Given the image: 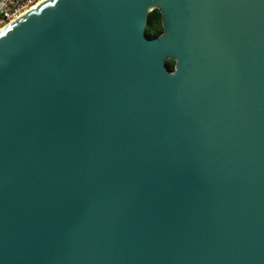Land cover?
Listing matches in <instances>:
<instances>
[{"label":"water","instance_id":"water-1","mask_svg":"<svg viewBox=\"0 0 264 264\" xmlns=\"http://www.w3.org/2000/svg\"><path fill=\"white\" fill-rule=\"evenodd\" d=\"M0 264H264V0H45L0 30Z\"/></svg>","mask_w":264,"mask_h":264},{"label":"built area","instance_id":"built-area-1","mask_svg":"<svg viewBox=\"0 0 264 264\" xmlns=\"http://www.w3.org/2000/svg\"><path fill=\"white\" fill-rule=\"evenodd\" d=\"M45 0H0V30Z\"/></svg>","mask_w":264,"mask_h":264},{"label":"trees","instance_id":"trees-1","mask_svg":"<svg viewBox=\"0 0 264 264\" xmlns=\"http://www.w3.org/2000/svg\"><path fill=\"white\" fill-rule=\"evenodd\" d=\"M146 36L150 39H155L164 33V26L162 21V14L158 9L153 10L149 15V24L146 29ZM176 62L168 60L167 65L171 70L175 69Z\"/></svg>","mask_w":264,"mask_h":264}]
</instances>
